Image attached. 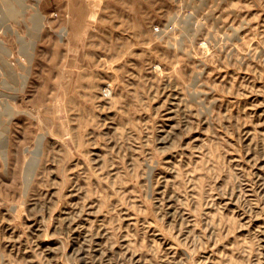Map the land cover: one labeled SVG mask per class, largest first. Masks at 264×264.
Returning <instances> with one entry per match:
<instances>
[{
	"label": "rangeland",
	"instance_id": "obj_1",
	"mask_svg": "<svg viewBox=\"0 0 264 264\" xmlns=\"http://www.w3.org/2000/svg\"><path fill=\"white\" fill-rule=\"evenodd\" d=\"M0 264H264V0H0Z\"/></svg>",
	"mask_w": 264,
	"mask_h": 264
}]
</instances>
